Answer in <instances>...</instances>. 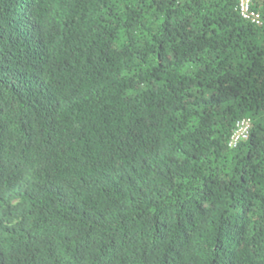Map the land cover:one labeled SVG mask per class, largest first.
Returning a JSON list of instances; mask_svg holds the SVG:
<instances>
[{"label": "trees", "instance_id": "1", "mask_svg": "<svg viewBox=\"0 0 264 264\" xmlns=\"http://www.w3.org/2000/svg\"><path fill=\"white\" fill-rule=\"evenodd\" d=\"M253 8L0 0V264H264Z\"/></svg>", "mask_w": 264, "mask_h": 264}, {"label": "built area", "instance_id": "2", "mask_svg": "<svg viewBox=\"0 0 264 264\" xmlns=\"http://www.w3.org/2000/svg\"><path fill=\"white\" fill-rule=\"evenodd\" d=\"M239 10L242 16L255 23L262 24V18L260 13L253 8V0H239ZM251 120L245 118L241 120L231 137L230 146H236L241 140L245 139L250 131Z\"/></svg>", "mask_w": 264, "mask_h": 264}]
</instances>
